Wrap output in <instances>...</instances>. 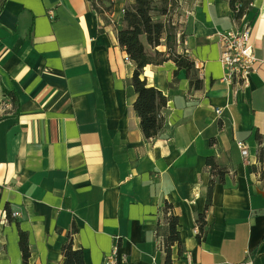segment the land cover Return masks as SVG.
<instances>
[{
	"label": "crops",
	"instance_id": "crops-1",
	"mask_svg": "<svg viewBox=\"0 0 264 264\" xmlns=\"http://www.w3.org/2000/svg\"><path fill=\"white\" fill-rule=\"evenodd\" d=\"M130 1L99 0L101 12L87 0H2L0 264H23L19 229L27 264H61L72 226L85 264H110L114 249L113 264H164L165 202L181 240L171 264H264V0H251L245 20L260 61L247 87L225 82L219 62L217 35L244 23L229 0H180L192 12L174 49L202 67V86L191 88L172 61L143 68L166 98L152 140L140 131L134 67L117 41ZM156 50L166 51L164 39ZM3 88L16 94L14 109ZM208 158L223 179L205 209Z\"/></svg>",
	"mask_w": 264,
	"mask_h": 264
},
{
	"label": "trees",
	"instance_id": "trees-1",
	"mask_svg": "<svg viewBox=\"0 0 264 264\" xmlns=\"http://www.w3.org/2000/svg\"><path fill=\"white\" fill-rule=\"evenodd\" d=\"M163 0L164 4L158 10L154 5V0H131L125 4L122 9V27L117 32V41L119 46L126 53L128 60L133 64V71L130 78V86L135 93L133 109L139 119L140 131L146 140L156 138L164 125L162 110L166 107L165 96L155 88L147 85L145 79L141 77L142 70L147 65H161L163 62L172 61L177 70H185L189 85L191 88L198 90L202 86L198 72L194 67V62L187 53H176L174 47L183 41V35L176 37L177 20L182 15L183 3L180 0ZM251 0H229L231 11L234 12V19L239 20L243 15L251 11ZM91 8L97 10L96 5L92 2ZM101 6V4H100ZM3 7L0 0V10ZM103 10H106L103 8ZM102 12V9H100ZM99 10L97 11L100 14ZM158 11V16L154 12ZM164 39L166 51L159 52L156 50ZM149 46L153 53H150L145 46ZM3 96L8 98L12 108L17 105V97L13 91L3 88ZM207 166L211 179L207 190V199L205 209L210 206V198L213 186L223 179V172L217 168L212 158L207 159ZM163 220L166 225V234L163 236V249L165 252L164 264H171V247L176 245L178 254H181V240L177 231L178 218L173 213V207L170 203L165 202L161 208ZM7 218L10 216L6 212ZM204 213L198 216V241L201 239L204 228ZM158 227L156 237L158 236ZM59 232V230H57ZM77 233L75 226H72L67 233V241L61 247L62 263L61 264H85L83 261L82 249L73 247V236ZM18 246L21 253L23 264H27L29 258V245L27 234L20 229L18 230Z\"/></svg>",
	"mask_w": 264,
	"mask_h": 264
},
{
	"label": "built area",
	"instance_id": "built-area-1",
	"mask_svg": "<svg viewBox=\"0 0 264 264\" xmlns=\"http://www.w3.org/2000/svg\"><path fill=\"white\" fill-rule=\"evenodd\" d=\"M90 4L93 2L97 9H102L99 4V0H87ZM190 9H183L182 15L177 20L178 26L182 24L184 19H187L191 15ZM50 19L54 16L49 12ZM232 17L234 18V12L232 11ZM244 23L241 28L231 29L226 32L219 33L217 40L219 43V62L224 70L223 80L227 83H235L236 85L247 87L249 83V76L255 71L257 65L260 63L256 56L255 50L251 42V24L246 20V15H243L241 19ZM194 67L201 75L202 67L194 63ZM5 111V106L0 104V112ZM215 114L220 117L222 115V109H215ZM236 147L239 150L243 158L247 157L248 150L244 142H237ZM15 217V214H12ZM196 232V230H195ZM198 234V231L196 232ZM116 250L111 253L108 262L114 263Z\"/></svg>",
	"mask_w": 264,
	"mask_h": 264
},
{
	"label": "rangeland",
	"instance_id": "rangeland-1",
	"mask_svg": "<svg viewBox=\"0 0 264 264\" xmlns=\"http://www.w3.org/2000/svg\"><path fill=\"white\" fill-rule=\"evenodd\" d=\"M163 0H154V5L156 7V9L158 10L159 8H161L164 4L162 3ZM171 0L168 1V3L170 2ZM159 12L158 11H155L154 12V15L155 16H158Z\"/></svg>",
	"mask_w": 264,
	"mask_h": 264
}]
</instances>
